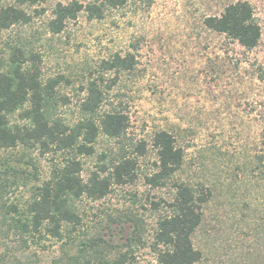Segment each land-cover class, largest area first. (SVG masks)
<instances>
[{
	"label": "rangeland",
	"instance_id": "1",
	"mask_svg": "<svg viewBox=\"0 0 264 264\" xmlns=\"http://www.w3.org/2000/svg\"><path fill=\"white\" fill-rule=\"evenodd\" d=\"M72 1L37 0L24 6L32 20L0 33V61L8 60L10 45L18 42L39 55L45 83L63 78L56 89L61 98L58 114L74 123L81 117L87 81L110 84L115 76L100 68L101 61L117 53L136 58L135 70L120 75L110 98L129 116L126 152L138 157L137 177L133 183L112 185V192L101 200L78 201L82 222L76 238L101 239L96 241L98 254L112 264L120 256L126 264H159L153 249L157 223L169 211L166 202L173 199L175 183L186 182L208 196L193 237L202 253L198 264H264V181L256 168L264 151V81L257 79L264 74V0H250L262 27L261 42L251 51L204 25L206 16L219 15L230 0H155L150 6L130 0L104 20H91L82 12L62 33H50L48 23L57 5ZM76 1L86 5L94 0ZM13 4L0 0V8ZM160 130L175 135L185 161L166 187L152 188L146 178L155 169L152 141ZM141 141L147 143L144 156L134 152V144ZM118 144L101 137L97 154L82 158V177L86 180L105 161L102 153L110 163ZM32 151L38 170L27 171L38 179H18V187L12 176H4L10 184V193L4 195L8 205L27 200L29 189L50 176L56 157ZM22 152L0 150L2 173L1 164L11 160L15 165ZM3 213L0 207V217ZM71 240L36 238L23 250L13 231L5 235L0 220V260L9 250L10 262L29 256L34 264H53L76 253V246L65 245ZM66 262L61 259V264Z\"/></svg>",
	"mask_w": 264,
	"mask_h": 264
},
{
	"label": "trees",
	"instance_id": "2",
	"mask_svg": "<svg viewBox=\"0 0 264 264\" xmlns=\"http://www.w3.org/2000/svg\"><path fill=\"white\" fill-rule=\"evenodd\" d=\"M13 1V5L0 8V33L14 26L29 24L32 20L24 6L37 0ZM136 1L150 6L155 0ZM129 3L130 0H94L86 5L76 0L68 4L60 3L48 23V30L54 35L62 33L67 23L76 20L82 12L87 13L91 20L101 21L108 13L121 10ZM204 25L248 51L257 48L262 39V27L250 0L228 1L219 15L206 16ZM9 49L8 60L0 61V150L22 148L26 154L22 152L23 158H18L15 165L11 164V160L1 164L5 170L4 173L0 170V207L4 211L0 220L5 235L13 231L23 250L36 238L38 241L48 238L63 242L73 237L65 245L76 246V253L54 259L53 264H61L64 258L66 264H82L83 257H86L84 264H112L98 254L96 246L99 244L96 241L101 239L76 238L75 233L82 222L77 202L84 197L101 200L112 192V185H126L136 180L138 157L126 152L125 143L130 127L129 116L110 98V91L118 85L120 75L135 70L136 58L132 53H117L102 60L100 68L113 72L114 78L110 84L103 79L88 80L83 88L86 96L80 104L81 117L74 123H68L58 114L61 98L57 96L56 89L63 78H50L45 83L38 65L39 55L22 42L10 45ZM257 79L264 81V74H258ZM101 137L115 140L121 146L110 163L105 162L109 156L102 153L101 158L105 161L85 180L82 177V158L97 154ZM134 145L138 156L146 154L145 141ZM152 146L157 160L154 172L147 176L146 181L152 188H163L175 179L183 167L185 150L168 130L156 132ZM32 150L43 156L51 153L56 157L50 176L29 189L27 200L8 205L7 200L4 202V195L10 193V184L9 178L4 176H12L15 181H28L31 177L38 179L34 174L38 170L35 160L29 155ZM256 163L264 181V151ZM29 169L35 172L28 173ZM16 186L19 187L18 181ZM174 187L172 201L166 202L169 211L158 220L153 249L159 264H198L202 253L195 248L193 237L202 224L203 206L208 196L198 194L194 186L186 182H176ZM156 205L154 203L158 207ZM8 253L11 254L6 250L1 264H34L26 258L29 256L10 262ZM6 259L7 263H4ZM113 264H126V261L120 256Z\"/></svg>",
	"mask_w": 264,
	"mask_h": 264
}]
</instances>
